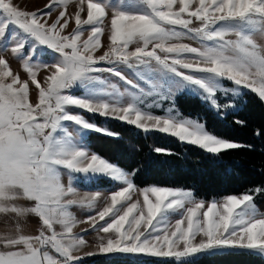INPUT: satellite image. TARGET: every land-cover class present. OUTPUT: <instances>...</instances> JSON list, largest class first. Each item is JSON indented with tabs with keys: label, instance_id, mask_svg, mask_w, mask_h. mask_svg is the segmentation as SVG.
I'll return each mask as SVG.
<instances>
[{
	"label": "snow or ice",
	"instance_id": "snow-or-ice-1",
	"mask_svg": "<svg viewBox=\"0 0 264 264\" xmlns=\"http://www.w3.org/2000/svg\"><path fill=\"white\" fill-rule=\"evenodd\" d=\"M194 22L199 26L191 27ZM106 29L108 46L96 55ZM257 36L264 37V0H48L37 11L0 0V264H81L97 255L172 258L178 264L225 253L264 257V212L254 202L264 188L207 206L189 190L137 188L131 179L137 170L125 171L84 143L89 132L112 138L119 133L72 111L168 134L216 156L243 147L181 116L174 97L187 90L221 118L236 108L244 90L264 101V44ZM185 38L199 46L178 42ZM133 43L138 46L129 50ZM9 53L30 80L13 72ZM42 70L48 73L43 82ZM30 84L38 90L35 105ZM164 102H170L166 115L146 110ZM75 174L107 177L120 187L98 208L102 193L81 194L72 184ZM73 206L91 214L78 220ZM30 216L37 219L38 234L23 233ZM78 224L97 233L92 251H85L82 234H74Z\"/></svg>",
	"mask_w": 264,
	"mask_h": 264
},
{
	"label": "trees",
	"instance_id": "trees-1",
	"mask_svg": "<svg viewBox=\"0 0 264 264\" xmlns=\"http://www.w3.org/2000/svg\"><path fill=\"white\" fill-rule=\"evenodd\" d=\"M246 101L237 112L221 118L197 98L179 97L183 112L203 116L207 128L216 135L235 141L243 147L212 155L196 146L180 142L158 131L143 132L132 125L105 120L82 111V115L99 126L119 133L118 138L89 132L86 145L94 153L131 172L133 182L140 187L156 185L191 189L203 199L238 195L256 187L264 188V101L254 93L246 94ZM243 121L242 124L236 121ZM259 132V135L257 133ZM166 149L171 155L155 149ZM264 211V195L254 201ZM144 259L153 264H178L172 258H133L122 255L85 256L82 264H132ZM198 264H264L259 254L225 253L205 255Z\"/></svg>",
	"mask_w": 264,
	"mask_h": 264
},
{
	"label": "rangeland",
	"instance_id": "rangeland-1",
	"mask_svg": "<svg viewBox=\"0 0 264 264\" xmlns=\"http://www.w3.org/2000/svg\"><path fill=\"white\" fill-rule=\"evenodd\" d=\"M47 2H48V0H13V3L16 6L20 7L22 10H27V11H37V10L43 9L44 8V5ZM68 10H69V12L74 11V3H70L69 4V9ZM58 11H59V9H57L56 12H53L52 19H55L56 15L58 14ZM198 26H199L198 22H194L193 25H191V27H193V28L198 27ZM73 27H74V24H70L69 25V29H67L66 32L71 31ZM88 35H89V33L88 32H85L83 39H86ZM228 38L229 39H235V36H229ZM256 39H257V42L258 43L264 44V37L257 36ZM178 42L186 43V44H189L191 46H196V47L199 46L196 41H193V40H190V39H187V38L183 39L182 41H178ZM108 43H109V41H108V32H107V29H106L105 30V34L102 37V44L104 45V47H102L101 49H99L96 52V55L102 54V52L106 50V48L108 46ZM137 46H138L137 43L130 44L129 45V50H133ZM6 58L9 60L10 66H11L13 72L15 74H18L19 77H20V79L22 81L30 80V77H29L28 73L23 69L22 62L19 59L14 58L10 53L6 56ZM41 59H50V58H48V57H41ZM47 74L48 73L46 71H43V70L40 71L39 74H38V79H40L41 82H43V79H44V77ZM97 75H101V74H97ZM103 75L104 76H107V74H103ZM111 79L114 80L115 78H111ZM224 84H225L226 87H232V85L230 84V82L224 81ZM72 91L75 94H77V95L82 94V90L73 89ZM247 93H252V92L247 91V90H244L243 91V94L235 99L236 108L234 110H230L229 113L237 112V111H239L242 108V106L244 105V103H245V101L247 99V97H246V94ZM185 96L197 98L207 108H209L210 110H212L208 106L207 102L201 100L198 95L190 94L187 90H184V91H181V92L176 93V95L174 97V107H175V109H177L180 112L181 116H183V117H187V118L193 119V120H198V121L204 123L206 129L208 131H210L207 128V126H206L205 119L203 118V116L198 115V114L186 113V112H183L181 110L180 104L178 102L179 101L178 98L179 97H185ZM218 96L221 99H223V96L221 94L218 93ZM29 98H30L31 102L34 105L38 102V90L35 88L34 85H31V84H30V97ZM229 98H231V97H229ZM169 105H170V102H164L163 103V106L161 108H155L154 107L152 109H146V110L151 111L155 115H161V116H163V115H166V109H167V107H169ZM72 111L78 112V113H80L82 115V110L72 109ZM213 112L215 114H217L215 111H213ZM218 116H220V115H218ZM225 116H223V117H225ZM68 123H70V122H68ZM70 131L73 132V136H74V138L76 140H79L80 139V136L75 132L74 128L70 127ZM210 132L213 133L212 131H210ZM213 134H215V133H213ZM224 139H226V138H224ZM230 141H232V140H230ZM84 143L86 144V139H85ZM122 169H124V168H122ZM124 170L125 171H128L126 169H124ZM61 172H62V182L65 183V185H67L68 182H69V178H68L67 172H66V170H63V169L61 170ZM131 179H132V177H131ZM72 184L77 188V190L81 194H83V193H89V192H95V191L99 190L102 193V197H101L100 200H98L96 202V206L98 208L99 207H102L104 205V197H107L112 191H114V190H116L117 188L120 187V185L118 184V182L112 181V180H110L107 177H93L92 179L89 180L86 177H82L80 174H75V178L72 180ZM147 186H152V185H147ZM143 187H146V186H143ZM143 187L137 186V188H143ZM170 188H173V187H170ZM176 189H184V190L192 191L191 189H187V188H176ZM193 194H194V192H193ZM238 195H240V194H238ZM194 197L196 199H198V200L205 201L206 206H207V204L210 203L213 199H215V200H221L222 198H224L226 196L220 197V198H212V199H209V200L203 199V198H198V197L195 196V194H194ZM137 198H138V196H136V195L133 196V199L134 200L137 199ZM140 198H142V197H140ZM77 208H81V207H78L77 206ZM258 210L260 212H264V211L260 210L259 208H258ZM87 211H88V213H90V210L89 209H87ZM172 218L174 220L176 217H172ZM100 235H103V234H100ZM97 238H98L97 237V233L93 234L94 242L97 241Z\"/></svg>",
	"mask_w": 264,
	"mask_h": 264
},
{
	"label": "crops",
	"instance_id": "crops-1",
	"mask_svg": "<svg viewBox=\"0 0 264 264\" xmlns=\"http://www.w3.org/2000/svg\"><path fill=\"white\" fill-rule=\"evenodd\" d=\"M17 203L22 205V206L28 204L27 201H18ZM71 211H72V214L78 220H82L87 215L91 214V213H88L87 208H82V207L77 208V206H73ZM85 229H88V231H84ZM39 230H40V228H39V225L37 223V219L35 217L30 216L23 221V233L24 234L35 235V234H38ZM57 230L58 231L60 230L59 226H57ZM0 231H2V229H0ZM73 231H74V234H82L84 236L85 240L87 241V243L89 245V247H87L85 249V251H92L95 248L97 241L94 242L93 234H95L96 232L91 229L90 225L78 224L76 226V228H74ZM101 234H103V233H101Z\"/></svg>",
	"mask_w": 264,
	"mask_h": 264
}]
</instances>
